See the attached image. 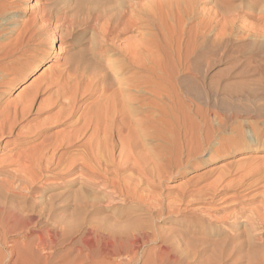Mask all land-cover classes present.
Instances as JSON below:
<instances>
[{
  "label": "bare ground",
  "instance_id": "bare-ground-1",
  "mask_svg": "<svg viewBox=\"0 0 264 264\" xmlns=\"http://www.w3.org/2000/svg\"><path fill=\"white\" fill-rule=\"evenodd\" d=\"M188 1H194L195 4L198 0L185 2ZM181 2L120 0L119 6L111 3L113 8L103 15L104 21L99 24L92 51L95 60L102 62L107 59V67L101 68L93 61V57L92 60L85 58L86 54L84 57H66L63 67L52 70V65L48 66L43 75L27 89L24 88L25 91L22 90L13 102L6 98L7 90L12 91L19 80L25 79L30 71L48 60L52 53H44L40 49L46 42L43 36H47V29L53 23H56V27L53 26L54 32L61 27L73 25L75 17L71 14L75 7L72 8L68 3L60 7L59 2L47 0L38 9L37 16L30 21L21 18L3 19V11L0 10V153L6 157L0 162L1 187L15 197L24 191L26 196L32 195L33 184L41 179L55 182L54 186L69 182L66 185L68 187L74 184L82 187L72 194L73 197L71 195L79 209L103 208L113 206L118 201L129 200L140 205V209L141 206H147L151 213H156L155 216L163 217L167 212L171 219L181 218L175 230H167L172 234L165 240L158 239L154 231L156 228L152 230L154 232H148L150 229L147 230L146 226V230L139 232L144 226L140 227L142 224L139 222L136 227L132 220L126 222H132L138 232L132 223L133 228L127 224L121 228L118 224L119 228L112 225L111 229L105 231L101 227H90L85 234L88 248L100 245L102 256L109 260L124 258L126 263L123 264L137 263L143 259L140 255L143 250L139 253L140 248L154 242L155 248L150 252L153 254H148L158 264H264V201L259 205L262 208L251 215L247 210L238 209L242 203L240 194L259 182L251 183L250 180L264 172V163L256 167L252 163L247 167L239 163L237 169L243 168L241 174L231 182H227L226 178L232 173L229 169L234 166L222 168L216 181L198 190L189 189L176 194L174 204L166 206L165 201L168 199L164 200L162 194L154 196V190L162 180L179 175L182 169H190L194 161L207 150L205 147H211L214 137L209 119L187 116V112L186 116L182 114L184 109L181 104L185 94L182 86L187 80L179 79L178 76L184 63L197 55L198 48L195 46L189 49L187 44L184 45L187 30L185 24L182 27L180 25L187 23L185 20L192 17L194 12H190L191 16L187 17L190 15L187 12L189 4L193 3L185 4L186 8L180 5ZM215 3L223 8L220 10L221 7L214 6L224 20L222 28L226 25L224 32L238 19L237 15L231 17V12H236L238 8L231 7L226 0H215ZM254 5L245 8L253 12L256 7ZM180 6L187 11H182ZM31 10L26 9L24 14ZM228 11L231 15H227ZM219 13L212 15L210 11L207 12L210 17H205V27L215 23ZM262 13L261 19L264 20V10ZM184 16L187 17L185 20ZM131 31L138 32L139 36L118 44L122 36ZM54 32L51 46L58 41ZM25 61L28 62L26 66ZM189 85L190 97V91H195V85ZM31 116L35 117L29 121ZM54 128L64 130L51 133ZM6 138H14V142L7 143ZM230 140H222L221 149H214L218 158L227 152L226 145H230ZM38 141L41 143L36 145ZM238 146L242 147V144ZM5 163L17 166L20 175L8 178L10 175L5 171L8 167ZM243 188L246 189L237 194V190ZM89 189L102 193L105 202L93 200L94 197L89 202L88 198H92L91 194L89 197ZM234 190L236 194L229 196L233 200L229 207L220 212L206 207L201 209L200 213L206 214L203 219L208 225L199 224L203 222H199L202 215L200 218L190 212L188 215V207L205 203L211 205L218 196H226ZM15 211L0 204V226L4 222L16 220L18 212ZM213 224L217 228H211ZM243 224L246 225L244 230ZM208 237H214L216 241H210ZM38 238L39 247L44 250L50 249L54 243L51 233L47 241ZM158 240L160 244L157 245ZM10 252L15 254L12 250ZM149 257L146 255L145 260L153 262V258Z\"/></svg>",
  "mask_w": 264,
  "mask_h": 264
},
{
  "label": "rangeland",
  "instance_id": "rangeland-1",
  "mask_svg": "<svg viewBox=\"0 0 264 264\" xmlns=\"http://www.w3.org/2000/svg\"><path fill=\"white\" fill-rule=\"evenodd\" d=\"M55 1L59 2L60 7L65 3H68L70 6L72 5V8L75 7V9H72L74 12L72 13L73 15L71 14V16L75 17L73 18L75 23L70 27H61L56 30V32H54L56 23H53V25L47 29V36H43V39H46V42L44 41L45 45L43 44V47L40 49L44 51V53L50 51L52 54H50L48 60L42 63L39 67L30 71L25 79L23 78L19 80L18 85L12 89V91L7 90L6 98L9 102L15 101L18 94L22 90L25 91L24 88L27 89L33 81L37 80L40 75H43L48 66L52 65V70H58L61 66L63 67L66 57L85 56V54V58L92 60V51L94 52L95 41L97 38L96 32L99 30V24L104 21L103 15L109 13L110 9L113 8L111 3H113L114 6H119L118 1L120 0ZM185 1L182 0L180 5L185 6L186 4L187 6L189 2H192L188 1L187 3ZM199 1H201V4ZM229 1L230 3H228ZM229 1L226 0V3L228 5L231 4V7L238 8V12H233L229 9L232 11L231 13H233V15H231L229 11L227 15H231V17L237 15L236 17H238V19L232 23L235 26L231 24L224 32L223 30L226 25H223L224 27L222 28V23H225L221 13H219V10L217 9L221 6L217 5L215 0H198L195 4L193 1V5L197 7L195 8V6L193 7L192 4H189L190 9L188 8V11L186 10V6V8L180 6L182 11L186 10L188 14H190L187 15L186 12H184L187 17L191 16L192 13L190 12H194L192 17H190L191 19L188 18L189 22L186 19L187 17L184 16V20L186 19L185 21H187V23L184 22L180 25V27H182L183 24L186 25H184L187 30L185 37L186 43H184V45L187 44L189 49H193L195 46L198 48L197 55L193 59H189L184 63L183 70L178 76L179 79L187 80V83L182 86V92H185L181 104L184 109L182 114L186 116L187 112V116H202L203 118H207V120L209 119L208 121L210 122L211 127H213L215 133L213 131L214 137L212 138L211 147H205L207 150L200 156L201 158L194 161V165L190 169H182L179 171V175H175L169 180H162L163 182L161 181L160 188L158 187L154 190V194H156H153L154 196L162 194V197L165 198L164 200L168 199L165 201L166 206L175 203L174 199L177 198L175 197L176 194H182L187 190L189 191V189L198 190L204 188L207 184L210 185L211 182L213 183L216 181L219 177L220 171L224 168L234 166L229 169V171L232 170V173L226 178L227 182L229 180V182H231L237 180L241 174L243 168L239 170L237 169L239 163L244 164L245 167L252 164L254 167L255 165L258 166V164L264 163V20L261 19V14H263L262 12L264 10V2L260 3L259 0H252V2L251 0ZM45 2L47 3V0H0V10L3 11L2 14H4L2 18H13L14 20L21 18L24 21H30L37 16L38 9L41 6H44L46 4ZM182 3H184V5H182ZM254 4H256V7L253 12L248 11L247 8H245L249 5L255 6ZM194 8L199 13H197L196 10L194 11ZM26 9L32 10L28 11L27 14H24ZM219 9L222 10L223 8L221 7ZM209 11L212 15L217 14V12L220 15L219 19L216 16L217 19H215V23L212 22L210 27H205L206 18L210 17V15L206 13ZM214 11L216 13H214ZM195 14L198 15L196 16ZM211 17L213 18V16ZM220 19L222 21H220ZM53 32L58 41L51 46ZM135 36L138 37L139 33L133 31L128 32L122 36L121 43L118 42V44H124L128 38L135 39ZM183 42L184 39H182V43ZM51 47L52 50L50 49ZM97 60L93 57V61L97 62L101 68L107 67V59H103L102 62ZM26 63L28 62H24L25 66ZM189 84L195 85V91H190V97L188 94V88H190ZM189 108H192L190 112L188 111ZM34 117L35 116H31L29 121ZM62 130L64 129L54 128L51 133H58ZM226 138L227 141L231 139L230 145H226L227 148H225L227 152L224 153L222 157L218 158V156L214 154V149H221L220 142L226 140ZM249 138H252L253 141H250ZM6 139L5 142L7 143L9 142L12 144V142H14V138ZM39 143L41 142L38 141L36 145ZM237 144H242V147ZM243 145H245V147H243ZM232 151H235V153L232 154ZM118 155L119 151L116 153L117 157ZM5 158L6 157L0 153V162ZM5 165L8 166L5 169V171L8 172L7 175H10L8 178L20 175L17 166H9V164L6 163ZM260 165L263 166L264 164ZM259 174L250 180L251 183L252 181H259L253 188L247 191H244L246 188L237 190V194L244 191L240 194L242 205L240 204L238 209L244 211L247 210L249 214H253L255 210L261 209V203L264 201V172ZM49 183L52 182H46V180L41 179L33 184L34 191L32 195L27 194L26 196V192L24 191V195L20 194L14 197L1 187L2 182L0 180V204L10 207L12 212L15 210V212H18V220H10L7 223L4 222L0 226V264H22V261L23 264H123L126 263L124 258L117 260L116 258H110L109 260L102 256L103 252H100V250L102 251V248L98 244L94 248H88V244L85 242V234L90 227H101L104 231L107 228L111 229L112 227L110 226L112 225L113 227H117L118 224L121 228L122 226L124 228V225L126 224L130 227L132 222L128 223L126 221L132 220L136 227L140 224L139 222L142 224L140 227L144 226L142 229L138 230L132 223V226H134L136 231H144L148 227L147 230L150 229L148 232L156 231V235L159 237L158 239L165 240L166 238L168 239L170 236L169 234H172L170 233L172 229L176 228L179 226V223H181V218L171 219L167 212H165L163 217L157 215L156 217V213H151L147 206H141L140 209V205H136L129 200L124 201L126 203L118 201L117 204L115 203L116 205L113 204V206L107 205L108 208L101 205L104 207L88 208L86 210L79 209L76 204L73 203V198H71V195H74V192L76 193L82 188L79 184L70 185V187H68L66 185H68L69 182L65 185L62 183V185L59 186H54L55 182L52 184ZM194 183L197 184L198 187H196ZM88 191L89 197L92 196V198H88V201L90 200L89 202H92L93 197V200L104 201V196L99 191L92 189H89ZM234 193L236 194L235 190L229 192L226 196H228L229 199V196L232 194L234 195ZM226 196H218L215 199L216 202L214 201L211 205L205 203L190 206L188 207L187 213L188 215L193 213L195 216L198 215V217L202 215L200 216L202 219L199 220V222H203L199 223L196 221V223L198 222L200 225H208L205 219H203L206 214L200 213L201 209L206 207L207 209H213L214 212L222 211L233 203V200L226 199ZM173 207L176 206L173 205ZM184 208L185 206L182 209ZM148 216L152 219L149 220ZM135 218H137V220H135ZM120 220L122 222L125 220V222H123L124 224ZM143 222L145 223L144 225ZM132 226L130 228H133ZM210 227L217 228L215 227V224ZM245 227L246 225L243 224L242 229H245ZM125 228H127V226H125ZM160 230L161 234H159ZM162 232H165L164 235L166 236L167 234V237L163 236ZM49 233L53 235L54 243L50 249L44 250L39 247L38 237L47 241L49 240ZM5 238L8 239V241L6 240V244H4ZM199 239H201V237ZM207 239L210 241H216V238L214 237H208ZM160 240H158L157 245ZM155 244L156 243L152 242L147 244L146 247H141L139 253L143 250L142 253H140V255L142 254L141 257L143 258V261L140 259V261L133 264H158L153 257H149V254H153L150 252H153ZM13 247L14 249H12ZM11 250L15 254H12L10 252ZM144 252L145 254H143ZM146 255L150 259L153 258V262L150 260H147V262L145 260Z\"/></svg>",
  "mask_w": 264,
  "mask_h": 264
}]
</instances>
